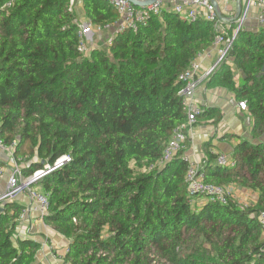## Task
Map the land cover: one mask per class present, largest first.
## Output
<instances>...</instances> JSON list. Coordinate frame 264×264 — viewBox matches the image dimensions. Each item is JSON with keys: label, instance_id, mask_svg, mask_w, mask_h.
<instances>
[{"label": "trees", "instance_id": "trees-1", "mask_svg": "<svg viewBox=\"0 0 264 264\" xmlns=\"http://www.w3.org/2000/svg\"><path fill=\"white\" fill-rule=\"evenodd\" d=\"M68 3L14 0L0 25V138L17 159L27 156L25 177L69 157L32 185L49 196L44 221L67 240L65 259L264 264V27L240 30L206 83L233 92L254 119L252 139L234 148L235 167L219 165L210 143L201 167L208 182L256 193V202L242 209L236 198L220 203L189 195V137L162 162L174 128L186 122L179 76L212 46V24L165 10L136 31L116 34L108 52L84 55ZM84 4L95 24L117 22L103 0ZM209 114L221 120L213 107L199 119ZM22 213L15 202L0 211V264H37L42 244L14 237Z\"/></svg>", "mask_w": 264, "mask_h": 264}, {"label": "built area", "instance_id": "built-area-1", "mask_svg": "<svg viewBox=\"0 0 264 264\" xmlns=\"http://www.w3.org/2000/svg\"><path fill=\"white\" fill-rule=\"evenodd\" d=\"M103 1L117 12L118 20L115 25L108 23L103 26L97 25L91 20H87L85 23L78 22V35L80 38L79 51L84 55H88L92 50L85 40V31L109 29L112 27L115 28L116 32L111 37L109 41L110 44L116 34L123 33L129 29L136 31L139 27L147 25L153 15H160L165 10L173 12L179 15L181 18L189 21L204 19L212 24L214 39L210 48L216 51L218 57L212 65H210L208 68H204L201 59L204 56L210 55V52H207L209 50H207L203 52L196 60H193L189 67L179 76V79L183 84L179 91V95L182 98L183 109L186 112V122L174 128L171 138L163 152L162 162H166L185 148V141L188 137V128L196 126L199 123V116L205 110L197 100V90L201 84L204 83L206 79L210 77L218 69V67L228 59L232 43L237 33L240 30L245 29V23H247L248 19L251 17L252 9L256 8V20L261 27H264V0H245L242 6V13L235 22V27L229 23H226L222 18L219 17L216 11V6L211 0H157L146 7L135 6L129 0ZM217 1L221 13L226 17L231 7L229 2L233 0ZM221 2L224 3L222 7L220 6ZM78 3L79 0H69L68 5L70 11H73V8ZM13 6L14 0H7L0 3V25L4 13ZM230 31H232L231 35ZM238 105L242 110L248 109L247 103L245 101H239ZM0 148L8 149L1 138ZM10 148L13 151V146ZM68 160V156H63L55 163L53 167L49 168L47 171L41 170V175L56 169ZM217 163L223 167H235L237 165V161L234 158L229 157L223 152L218 154ZM4 172L5 169L0 167V175ZM36 172L28 177H25L22 173L21 165L18 162H15L11 173L8 175L6 190L0 195V205L15 198L19 193L26 191L29 193L32 200L35 201L41 217L44 218L50 209V200L48 194L32 186L33 184L37 183L39 177L41 176H36ZM185 181L189 195L199 196L209 201L220 203H227L230 199L236 198L233 186L218 185L206 181L205 174L201 170V167L194 164L189 163ZM248 205V203L243 202L241 203L240 207L245 209ZM259 220L264 230V212L259 214ZM49 264L73 263L65 259V251H63L57 254L55 261Z\"/></svg>", "mask_w": 264, "mask_h": 264}, {"label": "crops", "instance_id": "crops-1", "mask_svg": "<svg viewBox=\"0 0 264 264\" xmlns=\"http://www.w3.org/2000/svg\"><path fill=\"white\" fill-rule=\"evenodd\" d=\"M231 2L234 4L232 5L229 2L231 7L227 18L233 17L237 11V0ZM244 2L245 0H242V6ZM251 12V17L246 23L248 26L245 29L251 31L261 29L262 27L258 24L255 17L256 8L252 9ZM208 50L207 52H210V55L201 59L204 68H208L217 59L216 51L212 50V48ZM196 96L204 109L205 107L218 108L222 113V117L217 122L209 114L199 119V123L196 126L188 128L187 133L191 139V144L184 156L189 160L190 164L202 167L206 161L204 145L210 143L213 152H223L233 158L232 154L239 140L241 138L252 139L253 116L248 110H242L238 105L239 101L235 94L224 87L208 88L204 82L197 90ZM15 162L22 165L21 158L17 159L10 147L8 149L0 148V167L5 169V172L0 175V195L6 190L8 175L11 173ZM230 186L234 187L236 199L240 203L247 201L246 203L249 202L248 204H251V201L257 200V195L254 191L239 185ZM9 202H15L23 206V213L19 218L14 237H31L38 240L42 246L36 254L37 264L52 263L54 258H56L57 252L66 250L67 240L45 223L35 201L32 200L28 192L19 193L15 198L2 203L0 208ZM49 239L50 241L48 242L47 240Z\"/></svg>", "mask_w": 264, "mask_h": 264}, {"label": "rangeland", "instance_id": "rangeland-1", "mask_svg": "<svg viewBox=\"0 0 264 264\" xmlns=\"http://www.w3.org/2000/svg\"><path fill=\"white\" fill-rule=\"evenodd\" d=\"M223 4L224 3L221 2L220 6L222 7ZM230 4L233 5L234 3H232L230 1ZM73 9H74L73 10L74 13L77 16L78 22L85 23L87 20H90V18L87 16V13H86V7H85V4H84V0H79V3ZM247 26L248 25L245 23V27H247ZM115 32H116V30L113 27L109 28V29H102V30H89V31H85L84 32V37H85V40H86L87 44L89 45V47L91 49H95L96 48V49H100V50H103L105 52H108V50H109V41H110L111 37L115 34ZM217 57H218V55H217ZM229 62L232 64V69L234 70L235 76L239 80L241 78V75H242L241 71L237 70L236 66H234L232 57H229ZM209 78L210 77H208L206 79L205 83H207ZM21 162H22L21 166H27L28 165V160H27V156L26 155L21 157ZM42 177H43V175H41L39 177V179H41ZM36 188L38 190L43 191L41 186H37ZM235 197H236V195H235ZM200 202L201 201H199V203ZM251 202L254 203L256 201H251ZM47 241L49 242L50 239L47 240ZM59 253H61V252H57L56 255L59 254ZM54 261H55V258H54Z\"/></svg>", "mask_w": 264, "mask_h": 264}, {"label": "water", "instance_id": "water-1", "mask_svg": "<svg viewBox=\"0 0 264 264\" xmlns=\"http://www.w3.org/2000/svg\"><path fill=\"white\" fill-rule=\"evenodd\" d=\"M132 4H134L135 6H139V7H146L154 2H156L157 0H129ZM215 6H216V11L219 15L220 18H222L226 23H230V24H234L236 22V20L240 17L241 13H242V0H237V11L236 14L231 17V18H227L225 16H223V14L220 11L219 5H218V1L217 0H211ZM8 203H6L5 205H7ZM4 207L0 208V211L3 210Z\"/></svg>", "mask_w": 264, "mask_h": 264}, {"label": "bare ground", "instance_id": "bare-ground-1", "mask_svg": "<svg viewBox=\"0 0 264 264\" xmlns=\"http://www.w3.org/2000/svg\"><path fill=\"white\" fill-rule=\"evenodd\" d=\"M41 174H42V171L41 170H39V171L36 172V176H40Z\"/></svg>", "mask_w": 264, "mask_h": 264}]
</instances>
